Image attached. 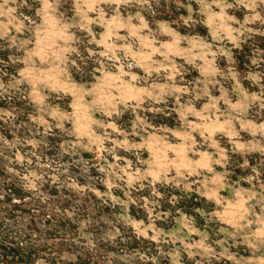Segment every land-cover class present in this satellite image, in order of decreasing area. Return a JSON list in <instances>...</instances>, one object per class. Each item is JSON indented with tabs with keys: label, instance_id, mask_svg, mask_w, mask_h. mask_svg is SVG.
Listing matches in <instances>:
<instances>
[{
	"label": "rangeland",
	"instance_id": "obj_1",
	"mask_svg": "<svg viewBox=\"0 0 264 264\" xmlns=\"http://www.w3.org/2000/svg\"><path fill=\"white\" fill-rule=\"evenodd\" d=\"M0 264H264V0H0Z\"/></svg>",
	"mask_w": 264,
	"mask_h": 264
}]
</instances>
